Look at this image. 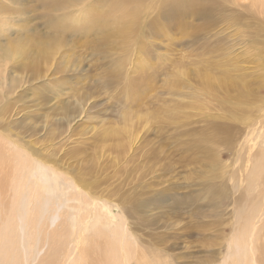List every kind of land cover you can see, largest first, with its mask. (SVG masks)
I'll list each match as a JSON object with an SVG mask.
<instances>
[{"label": "rangeland", "instance_id": "obj_1", "mask_svg": "<svg viewBox=\"0 0 264 264\" xmlns=\"http://www.w3.org/2000/svg\"><path fill=\"white\" fill-rule=\"evenodd\" d=\"M167 2L0 0V257L100 264L94 225L175 264H264V14Z\"/></svg>", "mask_w": 264, "mask_h": 264}, {"label": "bare ground", "instance_id": "obj_2", "mask_svg": "<svg viewBox=\"0 0 264 264\" xmlns=\"http://www.w3.org/2000/svg\"><path fill=\"white\" fill-rule=\"evenodd\" d=\"M121 2V4L123 5H129L131 6L132 8L134 7H138L139 5H143L144 3H146L147 0H144L143 2H141V0H119ZM239 1H242L243 0H168V2L165 4L164 8H163V12L164 14L163 15H167V17H170L171 19V22L172 20L176 19V17H180L181 19L185 16V15H190L192 17H200L206 21H210L212 22L211 20L215 17V14L218 13V10L220 9H214L217 5H219V7L221 8L222 6H224V3H228V5H236L238 4V6H240V3ZM253 2V6H260V8L262 9V14H264V0H251ZM64 4V3H63ZM62 4V5H63ZM57 6V5H56ZM54 6V7H56ZM61 6V5H60ZM73 6V5H72ZM53 7V8H54ZM57 8V7H56ZM144 9V8H142ZM136 10V9H135ZM144 11V10H143ZM237 11V10H236ZM146 12V11H145ZM223 12V11H222ZM138 14V13H137ZM136 14L135 12V15H133V19L131 21H124V22H127L126 25H129V22H131L132 24H136L137 23V18H138V15ZM219 14V13H218ZM261 14V15H262ZM8 15V14H7ZM6 15V16H7ZM75 15H77L79 18H83L81 17V15H83V12H81V10L77 13H75ZM144 15V14H143ZM149 15V14H148ZM240 15V14H239ZM147 16V15H146ZM264 16V15H263ZM262 16V17H263ZM9 17V16H8ZM7 17V18H8ZM6 18V20H7ZM11 18V17H10ZM77 21L80 20L78 18H76ZM236 20V18H234ZM263 19V18H262ZM170 21V20H169ZM238 21V20H236ZM257 21V20H256ZM264 21V20H263ZM169 23V22H168ZM206 23V22H205ZM102 24V23H101ZM206 25V24H205ZM210 26V24H209ZM154 27V26H153ZM157 27V26H156ZM160 28V26H159ZM127 31V30H126ZM161 32V31H160ZM255 39V38H254ZM241 42V41H240ZM33 43V42H32ZM36 43V42H35ZM41 43V42H40ZM42 45V44H41ZM16 46V45H15ZM20 46V45H19ZM21 47V46H20ZM22 48V47H21ZM21 48L20 49H17V52H20L21 51ZM24 48V47H23ZM22 48V49H23ZM10 52V51H9ZM23 52V51H21ZM17 54V53H16ZM0 73H3V71ZM1 77V76H0ZM3 77V76H2ZM3 79V78H1ZM2 81V80H1ZM2 83V82H1ZM6 85V84H5ZM229 89V88H228ZM230 90V89H229ZM242 90V89H241ZM228 91V90H226ZM229 92V91H228ZM230 93V92H229ZM237 94V93H236ZM227 137V136H226ZM230 140V139H229ZM227 141V140H226ZM228 143V141H227ZM16 146V145H15ZM16 149H17V146H16ZM16 151V150H15ZM24 151V150H23ZM28 152V151H27ZM21 153V152H20ZM15 154V153H14ZM16 155V154H15ZM20 157V156H19ZM32 158V157H31ZM20 159V158H19ZM26 159V158H25ZM34 161V160H33ZM1 163V162H0ZM25 164V162H24ZM35 164V163H34ZM38 164V163H37ZM40 164V163H39ZM44 164V163H43ZM42 164V165H43ZM31 165H32V162H31ZM51 166V165H50ZM33 167V166H31ZM45 167V166H44ZM44 167H41V166H38V169L36 170H42L44 171L45 173L43 174L44 177H48V179H50V182L47 183L46 186H44V188L48 191H41L43 193H48V192H52L53 191V188L56 189L58 187V182H57V179L55 178H51L49 176L50 174V169L49 168H44ZM34 168V167H33ZM37 168V167H36ZM22 169V167H21ZM25 169V168H24ZM32 169V168H30ZM29 169V170H30ZM1 170V169H0ZM28 170V171H29ZM54 170V169H53ZM257 170V169H256ZM25 171V170H24ZM22 172V171H21ZM256 172V171H255ZM255 172H254V175H255ZM259 172V171H258ZM2 173V172H1ZM26 173V171H25ZM42 173V172H41ZM49 173V174H48ZM53 173V172H51ZM57 174V173H56ZM259 174V173H258ZM256 174V175H258ZM17 175V174H16ZM30 177V176H29ZM28 177V178H29ZM4 178V177H3ZM22 177H20L21 179ZM32 178V177H31ZM30 180V179H29ZM254 180H256L254 178ZM21 181V180H20ZM252 181V180H251ZM37 182V181H35ZM17 183V181H16ZM22 183V182H21ZM19 181H18V186L19 184H21ZM31 183V182H30ZM73 183V182H71ZM33 184V183H32ZM35 184V183H34ZM25 184L21 185V188L22 186H24ZM30 185V184H29ZM39 186V183L38 185ZM41 186V185H40ZM14 187H15V184H14ZM30 187V186H29ZM36 187V186H35ZM65 188V187H64ZM14 189V188H13ZM16 189V188H15ZM35 189V188H34ZM42 189V188H40ZM63 189V188H62ZM51 190V191H50ZM27 191V190H26ZM24 192V191H22ZM29 192V191H28ZM21 193V192H20ZM30 193V192H29ZM40 193V192H39ZM17 194V193H16ZM52 194V193H51ZM33 195V194H32ZM45 195V194H43ZM42 195V196H43ZM48 195V194H47ZM46 195V196H47ZM36 196V195H35ZM46 196L44 197L46 200ZM19 197V196H18ZM22 198V197H20ZM40 198V197H39ZM41 200V201H40ZM22 201V200H21ZM32 201V200H30ZM40 202H42V199H39ZM38 201V202H39ZM44 201V200H43ZM29 202V201H28ZM18 203V202H17ZM37 203V202H36ZM38 204V203H37ZM36 204V206H37ZM17 205V204H16ZM21 205V204H20ZM39 205V204H38ZM37 207H40V206H37ZM27 208V207H25ZM31 209V207H29V210ZM28 209H26L27 213L29 214V211ZM34 210V209H32ZM95 210V209H94ZM78 213L80 215H83V216H88V212L86 211V209L84 208H79L78 210ZM16 212V211H15ZM31 212V211H30ZM94 212V211H93ZM21 213V212H20ZM26 213V212H25ZM26 213V214H27ZM34 213V212H33ZM43 215L45 212H42ZM41 214H39L40 216H43ZM47 213V211H46ZM96 213V212H95ZM25 214V215H26ZM27 214V215H28ZM59 214V215H58ZM58 214H54L53 215V220L55 219H59L61 217V214L58 213ZM102 215V214H101ZM22 216V215H21ZM99 216V215H98ZM18 217V216H17ZM44 218V217H42ZM99 219V217H97ZM96 218V220H97ZM45 221L48 220L47 218H44ZM21 219H19L20 221ZM56 220V221H57ZM100 220V219H99ZM98 220V221H99ZM52 221V220H51ZM54 221V222H56ZM97 221V222H98ZM25 222V221H24ZM36 222V221H35ZM21 223V222H20ZM40 223V222H39ZM42 225H44V223L41 221ZM78 223V222H77ZM96 223V222H95ZM106 225H110L111 222H105ZM30 225V224H29ZM79 225H81L79 227V229L81 230V233H82V237L83 235H86V233L89 231L90 229V224H88L87 221H81L79 222ZM105 225V226H106ZM94 226V225H93ZM92 226V230L95 231L97 234L101 235L100 237H106L109 242L107 241L106 243V247L107 249L104 250V252L106 254H101L100 256V260L99 263L100 264H121V261L122 263L124 262V264H175L173 263L174 261H170L169 258L165 255L162 254V251L159 249V248H156V247H152V246H143V245H138V249L136 252H133L127 245L128 242L125 241V238H124V235L123 236H119L118 240L115 238V239H111L110 237L106 236L104 232L101 231V229H94V227ZM96 226V225H95ZM76 227V226H74ZM107 228V226H106ZM125 229V228H124ZM20 230V229H19ZM117 231V230H116ZM3 232V231H2ZM4 233V232H3ZM113 233V232H112ZM126 233V232H125ZM6 234V233H5ZM25 235V234H24ZM118 235V234H117ZM5 236H8V235H5ZM115 236V235H114ZM131 236V235H130ZM1 237V236H0ZM3 238V237H2ZM5 238V237H4ZM7 238V237H6ZM84 238V237H83ZM111 240V241H110ZM132 240V239H131ZM133 241H135L134 243L137 242V239H134ZM33 242V241H32ZM125 242V244H123ZM4 243V242H3ZM2 244V242H1ZM132 245V244H131ZM35 247V246H34ZM134 247V246H133ZM6 248V247H4ZM137 248V247H136ZM6 250V249H5ZM4 250V251H5ZM134 250V249H133ZM136 250V249H135ZM8 251V250H7ZM15 250H11V252H8L6 253L5 255L3 254L1 257H0V264H29V261L27 260V257L25 258L26 260L23 261L22 259H17L18 256L14 254ZM33 252V251H32ZM102 253V252H101ZM34 254V253H33ZM68 257H66L63 261V264L66 263V259ZM71 258V256L69 257ZM79 258L81 259V263L80 262H77L76 264H82L83 262L86 264V258L84 257V255H80ZM136 259V260H135ZM63 260V259H62ZM237 260V259H236ZM68 261V260H67ZM73 261V260H72ZM75 261V260H74ZM133 261V262H132ZM60 261H58V264H59ZM132 262V263H131ZM34 263V262H33ZM38 264H47V261H42L41 263L38 262ZM61 264H62V261H61ZM235 264H239V263H235Z\"/></svg>", "mask_w": 264, "mask_h": 264}]
</instances>
